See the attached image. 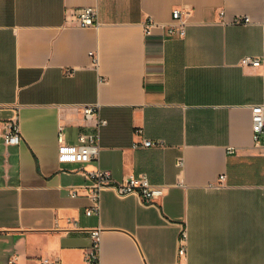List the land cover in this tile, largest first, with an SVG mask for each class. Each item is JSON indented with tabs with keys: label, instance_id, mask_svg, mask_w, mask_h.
<instances>
[{
	"label": "crops",
	"instance_id": "crops-1",
	"mask_svg": "<svg viewBox=\"0 0 264 264\" xmlns=\"http://www.w3.org/2000/svg\"><path fill=\"white\" fill-rule=\"evenodd\" d=\"M89 5L97 23L72 24L67 9ZM175 7L190 11L183 36L167 29ZM246 55L264 60V0H0V264H264V145L252 128L264 63ZM96 131L97 158L61 156L59 133L74 144ZM97 169L116 183L145 174L165 194L150 205L107 187L87 214Z\"/></svg>",
	"mask_w": 264,
	"mask_h": 264
},
{
	"label": "built area",
	"instance_id": "built-area-1",
	"mask_svg": "<svg viewBox=\"0 0 264 264\" xmlns=\"http://www.w3.org/2000/svg\"><path fill=\"white\" fill-rule=\"evenodd\" d=\"M67 12L72 14L71 23L86 27L97 23L98 10L96 6H79L75 8H68ZM188 9L175 7L172 15L174 23L168 26V32L170 34H176L183 36L186 33V17L189 15ZM249 16H237L235 22H250ZM157 25V22L153 18H148L144 23V30L146 33H150L151 29ZM93 65L99 64V57L95 51H90ZM242 64H252L254 66L264 63V60L260 57L246 55L241 58ZM103 80V79H101ZM83 113L86 118H96L97 125L100 126L107 122L106 119L98 116V104H85L83 106ZM252 128L253 137L257 143L264 145V102L252 105ZM22 139L20 126L17 119H11L8 122L7 131L4 134V141L6 144H18ZM60 154L61 156H67L74 161L83 163L93 158H97L99 155V133L98 131L92 133L81 132L78 135V141L74 144H69L64 141L62 133H59ZM160 141V140H159ZM159 141L155 142L152 139L146 138L142 142L143 146H152ZM138 146V144H134ZM87 177L92 180L90 184H84L83 187L87 188L90 196L91 203L86 208L87 214L100 213L101 203V191L107 187H113L119 195L136 194L140 197L143 203L150 205H158L160 199L165 194V187L161 184H155L149 180L145 174H130L121 182H114L111 172L105 169H97L87 173ZM220 178L223 180L225 174H221ZM73 195H77V191L72 192ZM99 228L91 230V236L93 239V250L91 251V257L95 260L97 258V248L100 240ZM187 228L182 227L179 236V254L186 252L187 242ZM40 264H61L58 260L50 261L47 258L41 260Z\"/></svg>",
	"mask_w": 264,
	"mask_h": 264
}]
</instances>
